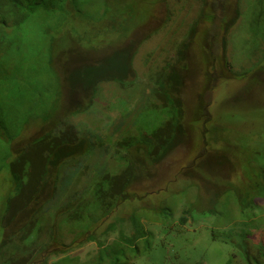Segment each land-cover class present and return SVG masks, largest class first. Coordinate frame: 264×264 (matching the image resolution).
<instances>
[{
  "label": "rangeland",
  "instance_id": "rangeland-1",
  "mask_svg": "<svg viewBox=\"0 0 264 264\" xmlns=\"http://www.w3.org/2000/svg\"><path fill=\"white\" fill-rule=\"evenodd\" d=\"M150 11L138 0H40L24 18L20 56L4 59L0 79V245L5 231L18 245L0 264L3 252L20 260L42 247L30 264H86L99 243L119 264H264V0H165ZM89 69L117 77L86 88L76 78ZM167 122L182 129L159 160L148 136ZM77 128L80 152L63 146L41 195L14 216L29 179L10 163L29 161L35 175L32 143ZM132 137L136 177L125 198L99 206L85 175L123 171L113 159ZM88 142L109 145L110 170ZM72 190L85 195L81 219L58 215Z\"/></svg>",
  "mask_w": 264,
  "mask_h": 264
},
{
  "label": "trees",
  "instance_id": "trees-1",
  "mask_svg": "<svg viewBox=\"0 0 264 264\" xmlns=\"http://www.w3.org/2000/svg\"><path fill=\"white\" fill-rule=\"evenodd\" d=\"M26 1L32 2L33 5H25L24 2ZM39 1L40 0L38 1L37 0H0V79L3 78L4 72L7 70L6 65L5 67L3 65L4 59L7 58L8 63H9L10 60H12L15 56L17 57L20 56L19 55L20 47H21L20 42H21V35L24 30V28L22 27L24 23V18L29 17L31 14L36 12L37 4ZM89 70L90 71L88 73L81 72V74H79V76L76 78L78 81L83 83V85H85L86 88L89 87L88 85L89 83H94V86H96L100 81H111L117 77L115 76V74H112V75L106 74L100 77H96V79H93V77H95L97 74L95 73L93 69H89ZM171 99L175 101L176 103H178L175 98H171ZM166 100H165L166 102L171 101L169 99H166ZM91 104L87 108L91 107ZM79 129L80 128H77L75 134L74 132L71 133L73 136H75L74 138L73 136H69V134L67 135V133H63L62 135L61 134L56 135L55 137H52V138H48V136H44V137L41 136L39 137V139H37L36 142L32 143V145L35 146V147L33 146L32 150L34 153L32 154L36 155L35 157H37V161H38V164L35 165V168H39L38 173H36L35 175L31 172L29 173L27 169L23 167L27 164H30L29 161L21 162L19 160H14L10 163V167L13 171V174L17 179L24 175H28L27 178L29 179L26 185H21L20 187L19 194L24 195V198H20V199H23L22 200L23 202L21 205L17 206V208L15 209L16 213H14V216H17V213L19 211L23 212L25 210L24 208H27V206L24 207V205H27V202L30 204L32 200L33 201L35 200V197H37L38 195H41L43 186L46 183L45 181L46 175L49 174V168L51 166H57L58 164L57 160L59 158L62 159L68 153L64 149H62L63 146H67L68 144L73 145V149L80 152L79 146L81 145L82 142H84V140L79 134V132H77L79 131ZM181 129L182 127H180V124L176 126V124L170 123V122H167L164 126L156 129L151 136H148V139L152 141V145H151L152 147L148 150H146L143 147L144 150H146L147 152L146 154H150L151 156L152 155L158 156L159 160L163 158V156L167 155L176 146V140L179 136V132H181L180 131ZM134 143L136 144L137 148L140 150L142 146L139 147V145L136 143L135 137L124 139L120 143V147L124 149L125 152H127L128 154L125 155V152L122 153L120 151L116 153L115 155L116 157L113 159L117 162V164L120 165L119 166L120 168L121 166H123L124 168L123 171L119 172L118 170V172L116 171L115 175L108 173L104 175L103 177H98L95 179H91L90 177H88V175H85V177H87V179H85L86 180L85 184L89 185L88 188H90V193H91L89 198L90 200H93L99 203V206L105 204L106 202L107 203L110 202V200L113 199V197L115 196H118V195L120 196L123 192L127 191L128 186L134 181L136 177V171L133 166L134 165L133 164V153H132V163H130L129 159L127 158V156L130 155L131 153L130 152L131 145L132 147L135 146ZM91 144H94V143L88 142L89 146H94L96 149L102 148L104 150V153H106V156L103 157V162L106 165V168L110 170V166H109L110 164H106L108 160V156L110 155L108 153L109 145L107 147H102L101 145H98V144L96 145H91ZM38 145H40L39 146L40 148L38 151H36V148L38 147ZM96 149L95 150L92 149L94 154H95ZM25 150L27 152V148L25 149V147L24 148L22 147V149H20V152H23V151L25 152ZM24 152L21 155L23 158H25L26 156ZM28 152L29 153H27V157H30L31 152L30 151ZM72 155H74L73 167L78 168V166L81 165L80 160L77 158L78 154L74 153L73 151ZM95 155L100 156L99 154H95ZM101 156H103V153H101ZM139 157H141V155ZM32 163H34V161L31 162V165ZM77 175H78V170L76 171V174H74V176H77ZM81 176H83L82 173H80L77 177L79 178ZM87 180H88V183H87ZM34 181H36L38 185L32 186V184H34ZM104 182L109 183V190L106 193L102 190V184ZM121 196L122 198L126 197L125 195H121ZM85 202H86V199H85L84 193L82 192L78 193L72 190L71 200H69V202L65 204L66 205L65 211H63L62 213H60L59 211L58 215L60 216L62 215L71 216L72 215L74 218L81 219L83 218V216L80 215L79 213L83 211L84 207L86 206V204H84ZM181 222L182 224H184L186 222V217H182ZM81 233H82L81 239L84 236H87L88 240H93L95 238L94 235L86 234L85 232H80L79 235ZM13 240H14L13 236L11 237L9 235L8 237H6V231H5L3 241L1 242V245H0V251H4L7 246L6 244L10 243ZM116 241H120L119 242L120 244L122 242H125L124 235L121 233L118 240ZM11 243L14 248L15 247L17 248L18 245L16 244V242L14 243L11 242ZM102 246L103 244L99 243L98 245L99 254L97 258L96 259L94 258L92 261L86 264H101V263L102 264H119L118 258L117 259L112 258L111 253L107 255L103 251L101 252ZM30 247H32V245H30ZM25 249H29V247H26ZM49 249H51V247ZM44 250L45 248L42 247L39 250H36L35 253H33L32 251L28 252L29 253L28 257L33 255L32 257L34 260L32 259L33 260L32 263H34L36 259V255L39 252H42ZM51 252H54V251H52L51 249ZM115 252L118 254H121L123 252V249L117 250ZM3 254L6 256L5 260L3 261V264H30L32 261L28 257H23L20 260H17V259L14 260V256L16 254L14 256L8 254L7 252H3ZM18 256H21L20 253L18 254ZM106 256L109 257L110 260H106V261L103 260V258H105ZM63 259L68 260L69 258H63ZM72 261L76 264H80L79 262L74 261V258H72ZM56 263L61 264L59 261L58 262L56 261L55 264Z\"/></svg>",
  "mask_w": 264,
  "mask_h": 264
},
{
  "label": "flooded vegetation",
  "instance_id": "flooded-vegetation-1",
  "mask_svg": "<svg viewBox=\"0 0 264 264\" xmlns=\"http://www.w3.org/2000/svg\"><path fill=\"white\" fill-rule=\"evenodd\" d=\"M165 0H138V3L146 4L151 6L152 15H157L158 11L161 10Z\"/></svg>",
  "mask_w": 264,
  "mask_h": 264
}]
</instances>
